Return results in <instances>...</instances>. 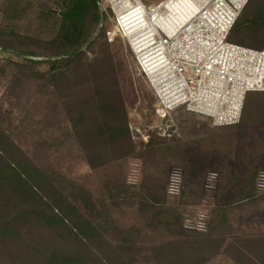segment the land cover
Listing matches in <instances>:
<instances>
[{
	"label": "trees",
	"instance_id": "1",
	"mask_svg": "<svg viewBox=\"0 0 264 264\" xmlns=\"http://www.w3.org/2000/svg\"><path fill=\"white\" fill-rule=\"evenodd\" d=\"M61 19L58 36L49 43L62 47L63 54L57 56H65L61 58L64 60L46 59L47 71L38 69L42 61L34 59L37 55L33 53L27 54L25 63L6 62L12 63L9 67L17 82L25 78L38 81V101L49 96V83L61 74V65L66 68L80 59L86 20L99 23L102 17L96 0H73ZM229 41L264 48V0H249ZM6 42L3 40L4 50L10 49ZM65 78L67 75L62 74L61 79ZM95 98L98 105L92 122L84 106L75 107L67 121L63 118L74 133L82 161L99 176L100 182L93 189L70 179L61 166L52 163L43 131L32 143L33 153L23 150L0 113V264H211L218 258L232 264H264V232H235L226 219L230 207L221 199L226 185L233 188L234 200L229 205L246 201L249 208H254L263 204L264 191L258 187V178L264 167L245 162L244 170V164H233L235 145L232 141L228 146L225 137L201 139L199 156L183 154V160L191 166L180 167L183 187L178 204H170L166 169L158 168L160 164L152 160L163 148H157L158 141L153 139L144 146L146 150L140 153L144 159L141 184L128 186L126 164L137 152L127 111L117 91L111 94L99 88ZM44 103L38 106L36 125L49 130L52 105ZM26 111L24 119H33ZM240 123L263 127L264 92L246 95ZM19 124L27 133L33 128L30 121L19 119ZM223 143L228 146L226 156ZM161 144L170 145L165 139ZM210 173L219 176L212 201L205 190ZM204 202L211 207L207 230L186 229V219L194 216Z\"/></svg>",
	"mask_w": 264,
	"mask_h": 264
},
{
	"label": "rangeland",
	"instance_id": "2",
	"mask_svg": "<svg viewBox=\"0 0 264 264\" xmlns=\"http://www.w3.org/2000/svg\"><path fill=\"white\" fill-rule=\"evenodd\" d=\"M161 1L163 0L148 2L157 4ZM96 2L102 19L99 23L86 20L80 59L66 68L65 64H62V68L58 70L61 74L56 75L57 79L49 83V96L45 101H38V81L25 78L22 82H17L9 65L25 63V59L29 58L27 54L33 53L37 55L34 59L42 61L38 69L47 71L49 64L46 59L59 60L65 57L57 56L62 52L61 46L49 42L57 38L61 16L73 0H0V113L8 126L13 128L12 137L23 150L28 154L33 153L35 146L32 143L43 131L52 163L61 166L70 179L84 183L88 189L98 186L99 176L82 161L73 139L74 133L63 118L67 121L68 115L75 107L79 109L84 106L83 110L92 122L94 109L98 105L96 98L93 100L92 97L99 88H106L111 94L119 92L136 147L137 155L128 159L126 164L125 181L128 186L141 184L144 159L140 153L146 150L144 146L152 139L158 141L157 148H163L155 155V160H152L153 163L160 164L158 168L166 169V187L174 170L191 166L185 163L183 154H197L201 148V139L225 137L228 146L233 141L235 151L232 158L235 157L239 161L238 164H244V170L245 162H255L254 167H264V124L263 127H250L240 123L219 128L214 127L209 118L184 109L164 115L155 94L140 72L130 41L113 33L114 12L103 5L102 0ZM3 40L9 42L6 43L10 45V49L4 50ZM2 53H7V57ZM6 62L12 63L7 65ZM62 74L67 75V78L61 79ZM47 100L50 102L48 104L52 105V120L47 122L49 130H42L40 125H36L40 118L38 106L46 105L44 102H48ZM27 109L34 116L31 120L24 119L28 113ZM11 110L13 114L9 115ZM19 119L30 121L33 128L27 133L19 124ZM163 139L170 144L168 147L161 144ZM226 144L223 143L222 146L225 156L228 154V150H225V147L228 148ZM40 151L42 150L39 149L38 152ZM225 156L223 158L226 159ZM182 174L184 177V172ZM206 193L211 201L216 196L215 192ZM178 197L170 198V204L177 205ZM210 208L208 203L204 202L197 211L205 212ZM239 213L234 214L235 219L232 221V225L237 227L239 232H264V204L246 214ZM193 218L192 216L191 219ZM211 264L231 262L219 258Z\"/></svg>",
	"mask_w": 264,
	"mask_h": 264
},
{
	"label": "built area",
	"instance_id": "3",
	"mask_svg": "<svg viewBox=\"0 0 264 264\" xmlns=\"http://www.w3.org/2000/svg\"><path fill=\"white\" fill-rule=\"evenodd\" d=\"M114 12V34L130 41L140 72L166 115L178 109L209 118L214 127L241 121L246 95L264 92V48L252 49L229 41V35L249 0H188L193 9L176 24L163 0H102ZM139 31L132 34V29ZM136 35V37H133ZM136 38V39H135ZM168 182L167 194L178 197L183 187ZM172 174V173H171ZM218 174L207 175L205 190L217 189ZM264 191V173L258 178ZM185 221V228L205 232L209 211Z\"/></svg>",
	"mask_w": 264,
	"mask_h": 264
},
{
	"label": "crops",
	"instance_id": "4",
	"mask_svg": "<svg viewBox=\"0 0 264 264\" xmlns=\"http://www.w3.org/2000/svg\"><path fill=\"white\" fill-rule=\"evenodd\" d=\"M235 151V149H234ZM232 163L233 164H238L239 161H237V159H232ZM233 188H227V186L225 185L223 188H222V194H221V199H222V203L224 204H227V207H230L229 211L227 212L226 214V219L231 223L232 225V221L235 219L234 218V214L236 212H240L239 214L241 213H247L249 210H254L256 208H258L259 206L263 205V204H260L258 206H255L254 208H249L246 201H242V202H239V203H233L232 205H229L228 203L230 202V200H234L233 198V194H232V191ZM226 207V206H225ZM233 226V225H232ZM234 227V230L235 232L239 233V234H246V233H260V231H255V232H250V231H243V232H239L237 227L233 226ZM263 232V231H262ZM219 259V258H218ZM227 260V259H226ZM215 261V260H214ZM229 261V260H227ZM230 262V261H229ZM213 263V262H212ZM232 264V263H231Z\"/></svg>",
	"mask_w": 264,
	"mask_h": 264
},
{
	"label": "bare ground",
	"instance_id": "5",
	"mask_svg": "<svg viewBox=\"0 0 264 264\" xmlns=\"http://www.w3.org/2000/svg\"><path fill=\"white\" fill-rule=\"evenodd\" d=\"M166 5L170 10V14L167 15L166 18H163V20L168 24L180 23V21H182L186 15L191 12L190 8L191 10L193 9V4H191L188 0H169ZM132 31V34H136L139 29L133 28ZM133 37H136V35Z\"/></svg>",
	"mask_w": 264,
	"mask_h": 264
},
{
	"label": "clouds",
	"instance_id": "6",
	"mask_svg": "<svg viewBox=\"0 0 264 264\" xmlns=\"http://www.w3.org/2000/svg\"><path fill=\"white\" fill-rule=\"evenodd\" d=\"M179 178H180V173L177 170H174L172 174L169 176L170 182L173 183L178 182Z\"/></svg>",
	"mask_w": 264,
	"mask_h": 264
},
{
	"label": "water",
	"instance_id": "7",
	"mask_svg": "<svg viewBox=\"0 0 264 264\" xmlns=\"http://www.w3.org/2000/svg\"><path fill=\"white\" fill-rule=\"evenodd\" d=\"M3 56L7 57V53H2Z\"/></svg>",
	"mask_w": 264,
	"mask_h": 264
}]
</instances>
